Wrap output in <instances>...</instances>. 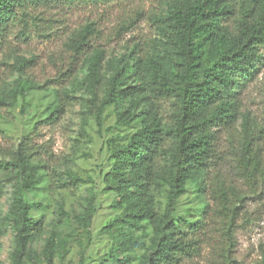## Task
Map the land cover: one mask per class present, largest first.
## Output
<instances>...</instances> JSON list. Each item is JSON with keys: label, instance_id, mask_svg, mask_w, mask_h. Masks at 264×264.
Here are the masks:
<instances>
[{"label": "rangeland", "instance_id": "374dc122", "mask_svg": "<svg viewBox=\"0 0 264 264\" xmlns=\"http://www.w3.org/2000/svg\"><path fill=\"white\" fill-rule=\"evenodd\" d=\"M168 0H52L45 5H29L24 17L0 33V159L8 160L19 149H26L31 162L38 166L42 179L25 194L29 203L41 208L31 218L41 221L42 232L28 245L24 264H48L43 248L52 233L58 235L59 247L51 264H114L104 259L112 246L110 236L99 230L117 213L110 204L114 195L103 191V176L110 168L106 143L113 138L120 143L140 128V121L128 126L116 124L117 115L128 101L109 105L97 113V103L84 82L85 59L95 48L105 53V61L128 55L150 53L158 46L159 36L152 18L164 14ZM93 24L99 35L80 56L66 49L68 41L86 25ZM262 59L251 80L237 95L238 120L234 127L216 130L215 155L208 168L209 177L203 193L188 183L177 202L175 217L198 223L199 254L189 264H259L264 251V48ZM30 60L18 73V60ZM104 83L96 90L97 101L105 91ZM133 83V81H129ZM162 123L171 122L172 102L156 100ZM143 109L139 105L138 111ZM97 116L101 128L97 126ZM248 126L244 141L240 124ZM259 148V171L247 178L238 164L242 146ZM70 171L86 184L75 186L65 172ZM214 175L232 188L229 194L237 206L231 233L226 236L223 217L213 199ZM13 188L8 183L0 195V216H5L12 202ZM93 200L95 214L89 227H81L72 218L80 214L87 200ZM240 199V201H239ZM156 209L162 212L164 193H156ZM62 209L67 217L58 215ZM141 240L148 244L150 229ZM136 235H140V232ZM14 232L6 225L0 237V264H11ZM142 251L136 253L138 264Z\"/></svg>", "mask_w": 264, "mask_h": 264}, {"label": "trees", "instance_id": "16d2710c", "mask_svg": "<svg viewBox=\"0 0 264 264\" xmlns=\"http://www.w3.org/2000/svg\"><path fill=\"white\" fill-rule=\"evenodd\" d=\"M48 1L52 0H0V33L18 22V11L19 17H24L29 5ZM165 7L164 14L152 18L159 40L150 53L140 56L133 48L128 55L105 61L104 51L95 48L85 59L84 82L97 103L98 115L109 105L128 101L116 124L140 121V128L126 142L111 138L106 143L110 168L103 176V191L114 195L110 206L118 213L99 232L112 239L104 259L114 264H131L139 251L138 264H189L188 260L199 254L198 223L188 226L186 220L176 218V205L188 183L199 193L206 188L216 129L236 125L237 95L262 59L264 0H168ZM98 35L94 25L88 24L68 41L66 49L73 56L83 55ZM30 62L19 59L18 73ZM105 73H109L106 88L97 101L96 90L104 83ZM158 99L172 102L169 124L161 121ZM140 104L143 109L138 111ZM96 120L101 128L99 116ZM240 127L245 141L248 126L242 121ZM259 150L245 143L238 154L239 167L247 178L259 171ZM65 175L75 186L90 181L70 171ZM41 179L26 149L20 148L8 160L0 159V195L8 183L13 188L7 214L0 216V237L6 225L14 232L11 264H24L29 243L42 232L41 221L31 218L40 204L24 198ZM213 187L211 194L223 217V230L232 239L237 206L229 194L236 193L217 175ZM156 193H164L162 212L156 209ZM94 214L91 199L83 212L72 218L87 228ZM58 215L67 217L61 208ZM145 227L151 232L147 245L141 240L147 235ZM58 247V235L52 233L43 248L48 264ZM221 264L231 261L226 258ZM259 264H264V251Z\"/></svg>", "mask_w": 264, "mask_h": 264}]
</instances>
